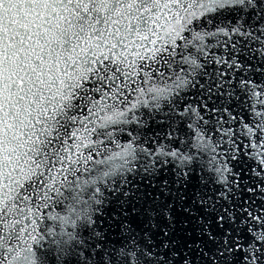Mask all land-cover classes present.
<instances>
[{"label":"snow or ice","instance_id":"snow-or-ice-1","mask_svg":"<svg viewBox=\"0 0 264 264\" xmlns=\"http://www.w3.org/2000/svg\"><path fill=\"white\" fill-rule=\"evenodd\" d=\"M0 264H264V0H0Z\"/></svg>","mask_w":264,"mask_h":264}]
</instances>
